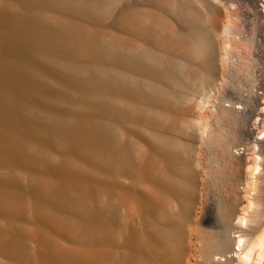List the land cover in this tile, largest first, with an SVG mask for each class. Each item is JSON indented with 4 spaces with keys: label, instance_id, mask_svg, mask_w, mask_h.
I'll return each mask as SVG.
<instances>
[{
    "label": "bare ground",
    "instance_id": "obj_1",
    "mask_svg": "<svg viewBox=\"0 0 264 264\" xmlns=\"http://www.w3.org/2000/svg\"><path fill=\"white\" fill-rule=\"evenodd\" d=\"M233 1L247 31L224 0H0V83L75 116L0 108V264H264V0Z\"/></svg>",
    "mask_w": 264,
    "mask_h": 264
},
{
    "label": "rangeland",
    "instance_id": "obj_2",
    "mask_svg": "<svg viewBox=\"0 0 264 264\" xmlns=\"http://www.w3.org/2000/svg\"><path fill=\"white\" fill-rule=\"evenodd\" d=\"M106 1L102 3V9L105 7ZM223 4H226L228 11L235 13L234 19H236L244 30H248L254 24L249 16L245 14V10L237 1L224 0ZM57 10L72 16L76 15L80 18L84 24H87V17L83 11L77 9L76 14H72L66 9L58 8ZM36 52V51H35ZM47 62H53L48 60ZM40 66V61L34 57L33 59L27 61L25 64L19 65L18 70L21 72H26L28 70H36ZM49 74V81L47 84V89L52 93L55 92L59 86L68 85L67 80L62 78L56 71L46 66ZM31 68V69H30ZM62 91H70L68 87L62 89ZM4 95L6 99L2 97ZM0 99H4L6 102L2 104L0 102V108L6 109L9 113L11 110H17L20 117L21 114L25 115L31 122L36 125H41L48 123L50 126H56V132L68 134L74 125L75 116L72 114L71 108L59 107L54 105L52 108H47L42 105H34L36 100H34L22 86V81L17 79L16 83L3 81L0 83ZM21 113V114H20Z\"/></svg>",
    "mask_w": 264,
    "mask_h": 264
}]
</instances>
